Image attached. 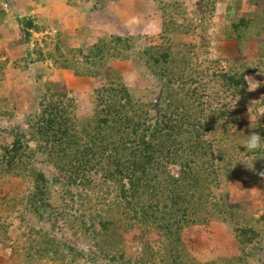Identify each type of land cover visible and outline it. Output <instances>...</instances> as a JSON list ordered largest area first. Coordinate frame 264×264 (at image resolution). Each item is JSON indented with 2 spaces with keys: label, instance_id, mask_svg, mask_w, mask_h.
Listing matches in <instances>:
<instances>
[{
  "label": "trees",
  "instance_id": "obj_1",
  "mask_svg": "<svg viewBox=\"0 0 264 264\" xmlns=\"http://www.w3.org/2000/svg\"><path fill=\"white\" fill-rule=\"evenodd\" d=\"M215 5L212 9H216ZM254 7L262 9L264 16V0H256ZM159 8L165 18L164 10ZM232 8L228 6L229 10ZM245 15L232 17L230 26H226L227 37L238 34L240 44L258 35L256 31L245 38L247 33L243 34V30L249 32L254 24L260 29L264 27L256 23L253 14ZM15 18L17 32L26 46L32 44L35 33L48 26L29 10ZM162 24L163 43L145 47L139 54L159 87L153 101L137 100L121 76L113 75L108 83H101L94 90L92 113L82 119L77 114V101L67 93L66 86L56 85L50 77L39 74L45 84L38 91L31 112L25 114L28 133L35 137L37 151L48 156L57 173L48 177L37 164L31 163L37 151H28V142L33 139H28V133L19 127L11 132L12 143L1 147L0 180L28 174L30 191L18 200H9L10 207L25 204L26 211L51 223L53 218L60 221L63 217L73 231L87 233L95 246L87 253L41 230L37 246L29 247L30 259L45 258L51 264H106L103 260L109 264L133 263L125 248L129 230H138L140 247L136 253L141 257L134 261L136 264H249L253 252H264V232L257 225L264 215L257 220L237 215V205L229 204L227 197L217 192L223 174L228 181L241 176L236 169L241 165L232 163L235 154L245 152L254 165L264 159V150L243 149L250 131H257L264 138V124L247 123L244 130L241 126L234 130L238 118L226 108H215L206 102L207 89L200 94L199 87L196 88L213 66L222 88L219 96L248 94V74L264 69V38L258 44L261 47L258 60H244L239 54L236 59L235 55L207 61L211 65L203 68L206 62L199 60L196 45L180 46L164 38L170 32L192 33L193 20H185L184 24L175 22L173 28ZM54 37L60 38V31ZM135 41L134 36L120 35L98 39L88 46L86 53L81 50L88 66L68 60L59 45H65L62 41L56 46V55L36 43L27 56L30 63H44L50 58L55 68L73 70L78 76L104 78L105 69H114L109 66L111 62L130 60ZM225 62L229 65L220 69ZM209 134H213V140L208 139ZM238 137L245 140L241 143ZM223 168L226 173H222ZM98 176L100 179L94 185V177ZM106 191L112 197L115 194L111 216L94 211ZM57 194L64 204L74 203L75 214L63 206L56 208ZM214 221L235 224L236 239L229 235L222 239L237 245L240 254L202 263L192 255L185 231L190 228L199 238L198 227ZM8 228L0 223V234L4 229L5 236Z\"/></svg>",
  "mask_w": 264,
  "mask_h": 264
},
{
  "label": "rangeland",
  "instance_id": "obj_2",
  "mask_svg": "<svg viewBox=\"0 0 264 264\" xmlns=\"http://www.w3.org/2000/svg\"><path fill=\"white\" fill-rule=\"evenodd\" d=\"M214 3L216 9H212ZM255 3L256 0H1L0 158L1 147L13 141L11 132L14 129L20 127L28 133L26 115L31 112L32 103L36 100L38 91L44 89L45 84L39 79V74L50 77L56 85L60 83L66 86L67 93L77 101V114L82 119L92 113L91 97L94 90L101 83H108L113 75L121 76L137 100L153 101L157 97L159 87L156 86L155 79L148 68L140 60L139 54L145 47L163 43V22L169 28H173L175 22L184 24L185 20H193L194 29H190L192 33L173 34L170 32L164 38L180 46L190 43L196 45L199 60L206 62L203 68H209L211 65L207 64V61L233 58L235 55L234 59H236L239 54L243 55L244 60H258L257 55L261 51L258 44L264 38V27L260 29L254 24L249 32L243 30V34L247 33L245 38L254 35L256 31L258 35H254L242 44L237 40L238 34H233L232 37L231 35L227 37L228 35L225 34L232 17L240 14H253L256 23L264 26L262 9L258 7L257 10L254 7ZM230 5L233 7L232 10L228 9ZM158 6L164 10L165 18L162 17L164 15L160 12V8L158 11ZM27 10L38 16L40 22L46 21L48 26L42 32L35 33L32 44L26 46L22 43L21 34L17 32L19 29L15 17L26 13ZM3 12L6 13L4 16H2ZM56 31H60V38L54 37ZM110 35L134 36L136 41L135 44L133 42L134 47L130 60L111 62L109 66L114 69H105L104 78L78 76L73 70L55 68L50 58L44 63H30V58L27 56V52L33 51L36 43L45 51L54 52L56 46L62 41L65 45H59L68 60L88 66L81 50L86 53L88 46ZM228 65V62H225L220 65V69L225 70ZM210 68L203 75L204 81L196 85V88L200 89V94L201 91L207 89L204 100L211 102L215 108L216 106L226 108L225 110L231 112L233 117L238 118L234 130L240 126L244 130L247 123L264 124V69L248 74L249 87L258 85L256 90L248 91V94L243 96L228 97L219 96L218 91L222 88L220 89L214 76L215 67L210 66ZM213 138V134L208 135V139L213 140ZM238 138L237 140L241 143L245 140V138ZM28 139H33L28 142V151H37L39 147L35 142V137L28 133ZM244 153L235 154L232 160L233 164L241 165L236 168L239 169L238 173L241 175L239 179L228 181L227 176L223 174L221 188L217 192L226 196L229 204L237 205V215L242 217L248 215L255 220L262 219L264 215V176L260 173L264 172V159L261 158L254 165ZM47 157L45 153L37 151L31 163L37 164L38 168L48 177H52L57 172ZM226 171L227 169L225 168L224 171L223 168L222 173ZM99 179L100 176L94 177L93 184H97ZM31 184V179L26 173L0 180V223L9 227L5 236H3L4 229L0 234V264H51L45 258L40 259L41 262L30 259L27 255L29 247L34 248L38 244L37 239L40 241L39 232L41 230L89 253L92 246H95L92 238H88L87 233L73 231L67 219L60 217L59 221L53 218L52 223L48 220L41 221L38 215L26 211L25 204H19L15 209L10 207L8 201L13 198L18 200L24 196L25 192L30 191ZM106 192L101 205L96 206L94 211L111 216L114 214L112 200L115 194L112 197L111 192H107L109 195L107 196ZM54 203L56 208L63 206L68 209L67 212L75 214L74 203L64 204L59 194L54 195ZM77 205V208H80V204ZM54 222L55 227L53 228ZM257 225L264 232V219ZM235 228L232 221L224 223L214 221L208 226L198 227L199 238L195 237L196 234H193V231L190 232V228L187 229L185 234L189 238L192 255L202 263L239 255L237 245L225 243L222 239L226 235L236 239ZM137 232L138 230L131 232L129 230L125 240L126 255L133 260V263L119 261L115 264H136L134 261L141 257V254L136 253L137 248L140 247ZM101 262L109 264L106 260ZM249 264H264V252H253V255L249 257Z\"/></svg>",
  "mask_w": 264,
  "mask_h": 264
},
{
  "label": "clouds",
  "instance_id": "obj_3",
  "mask_svg": "<svg viewBox=\"0 0 264 264\" xmlns=\"http://www.w3.org/2000/svg\"><path fill=\"white\" fill-rule=\"evenodd\" d=\"M258 87V85H257ZM257 87H249L247 91L251 92L257 89ZM243 149L247 152H257L264 150V138L257 131H250L247 140L243 144ZM261 176H264V172L260 173Z\"/></svg>",
  "mask_w": 264,
  "mask_h": 264
}]
</instances>
